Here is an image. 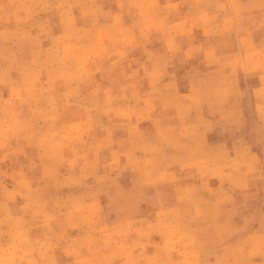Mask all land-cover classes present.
<instances>
[{
    "label": "clouds",
    "instance_id": "obj_1",
    "mask_svg": "<svg viewBox=\"0 0 264 264\" xmlns=\"http://www.w3.org/2000/svg\"><path fill=\"white\" fill-rule=\"evenodd\" d=\"M0 264H264V0H0Z\"/></svg>",
    "mask_w": 264,
    "mask_h": 264
}]
</instances>
